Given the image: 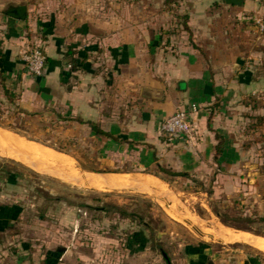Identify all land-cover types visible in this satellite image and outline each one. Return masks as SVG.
Segmentation results:
<instances>
[{"label": "crops", "instance_id": "0c3cea01", "mask_svg": "<svg viewBox=\"0 0 264 264\" xmlns=\"http://www.w3.org/2000/svg\"><path fill=\"white\" fill-rule=\"evenodd\" d=\"M8 3L26 5L24 20L0 13V80L17 93L18 106L51 108L82 130V144L102 138L135 153L129 160L139 170L90 171L81 183L115 187L124 179L145 187L156 177L181 183L192 177L198 196L239 201L248 217L264 216V37L252 20L264 14V0H243L241 6L223 0H0V9ZM36 42L45 55L41 77L28 75L20 60ZM190 104L196 108L190 113L192 143L166 141L159 123ZM0 144L7 147L2 139ZM9 176L0 175V242L18 245L25 232L40 228L24 218L23 188ZM209 236L220 241L179 244L173 252L160 251L156 264H264L237 247L264 251L257 239L263 237L224 226ZM30 246L37 250L34 242ZM127 254L123 264H153L149 249Z\"/></svg>", "mask_w": 264, "mask_h": 264}, {"label": "rangeland", "instance_id": "374dc122", "mask_svg": "<svg viewBox=\"0 0 264 264\" xmlns=\"http://www.w3.org/2000/svg\"><path fill=\"white\" fill-rule=\"evenodd\" d=\"M3 79L0 80V133L8 134L10 140L21 141L31 150L20 152L0 144V149L7 148L25 160L21 163L0 155V175L18 179L25 200L24 218L30 224L37 222L40 229L25 232L18 245L15 241L0 242V264H46L47 261L123 264V259L129 256L128 248L138 246L151 250L150 259L156 264L160 251L173 252L179 244L187 242H210L209 237H201L196 230L212 235L223 226L264 238V222L245 215L239 201L231 204L223 199H208L206 194L198 196L192 177L186 183L156 177L145 187L124 179L115 187L81 183V175L90 171L139 170L129 160L135 153L127 147L106 144L102 138H86L88 145L82 144V130L60 120L51 108L21 109L17 93L9 85L5 87ZM40 149L56 154L55 158H44L36 152ZM144 169L154 172L151 168ZM140 184L145 185L146 181ZM202 190L208 191L206 186ZM133 230L139 233L137 242L127 246L129 232ZM32 237L36 240L29 239ZM213 238L218 239L210 237ZM33 242L36 251L30 246ZM21 244H26L28 250L22 252ZM237 247L264 259V251L255 246Z\"/></svg>", "mask_w": 264, "mask_h": 264}, {"label": "built area", "instance_id": "2783aa9c", "mask_svg": "<svg viewBox=\"0 0 264 264\" xmlns=\"http://www.w3.org/2000/svg\"><path fill=\"white\" fill-rule=\"evenodd\" d=\"M256 32L264 37V14L252 17ZM24 71L32 77H41L45 67V55L39 43L28 45L20 54ZM196 108L190 104L187 108H177L159 123L160 135L166 141L175 139L184 140L186 143L193 141V128L190 113ZM94 264V263H93Z\"/></svg>", "mask_w": 264, "mask_h": 264}, {"label": "trees", "instance_id": "16d2710c", "mask_svg": "<svg viewBox=\"0 0 264 264\" xmlns=\"http://www.w3.org/2000/svg\"><path fill=\"white\" fill-rule=\"evenodd\" d=\"M182 27H183L184 30H186V31L188 32V39H189V42H190V41H191V40H190V32H189L187 26L185 25V23L182 24ZM69 53H70V52H69ZM69 64H70L71 69L74 68V66H75V64H76V59L73 58V57L70 58V60H69ZM4 90H6V89H4ZM4 93H7V94H8L7 91H4ZM57 116L60 117V120H65V118L62 117V116H59V114H57ZM76 121L79 122V123H87V124H89V125H90V128H91V131H92L93 133L98 134V135L106 136V137H108V138L113 139V140L116 141V138H114L111 134H109V133L106 132V131H103V130L99 129L97 126H95V125L92 124L91 122H89V121H83V120H81L80 118H76ZM217 151H218V148H217ZM159 170L162 171L163 173H166V174L171 175V176H186V175H187V174L184 173V172H170V171H169L168 169H166V168H159ZM246 219L249 220V221H253V219L248 218V217H247ZM258 220L264 222V216L261 217V218H258ZM132 235H133V236L131 237V239L127 241V246H130L131 244H134L135 242H137V240H136V236L139 235V233L135 232V233L132 234ZM139 247H140V246H138L137 248H130V247H129L128 250H129V251H132V250H138V249H141V248H139ZM49 256H53V255H52V254H49ZM50 258H51V257H50ZM51 259H52V258H51ZM52 260H53V259H52ZM46 264H52V263H49V262L47 261Z\"/></svg>", "mask_w": 264, "mask_h": 264}, {"label": "bare ground", "instance_id": "6f19581e", "mask_svg": "<svg viewBox=\"0 0 264 264\" xmlns=\"http://www.w3.org/2000/svg\"><path fill=\"white\" fill-rule=\"evenodd\" d=\"M0 139H2L6 144H7V146L10 148H14V149H17L18 151H20V152H30V150L31 149H29L24 143H22L21 141H19V140H10V138H9V136H8V134H6V133H0ZM36 151V150H35ZM36 152H38L39 153V155H42V156H44V158L45 157H54L55 158V155H53V154H50V153H48V151L46 150H43V149H40L39 151L37 150ZM32 154V153H31ZM0 155L1 156H5V157H9V158H12V159H16V160H18V161H22V162H25V160L24 159H22L21 157H18V156H16L15 154H13V153H10V152H6V151H4V150H2V149H0ZM51 159V158H50ZM59 158H57L56 160H58ZM60 160V159H59ZM112 180H113V178H111ZM114 181V180H113ZM160 188V187H159ZM161 190V189H160ZM172 210V209H171ZM182 219V218H181ZM186 221V220H185ZM201 237H209L210 238V236L207 234V233H200L199 234ZM257 239H258V241H260V242H262L263 244H264V239L263 238H260V237H257Z\"/></svg>", "mask_w": 264, "mask_h": 264}, {"label": "water", "instance_id": "95a60500", "mask_svg": "<svg viewBox=\"0 0 264 264\" xmlns=\"http://www.w3.org/2000/svg\"><path fill=\"white\" fill-rule=\"evenodd\" d=\"M223 2L228 5L241 6L243 0H223ZM0 13L13 20H24L26 18V5L25 3H8L0 9ZM208 239L210 242L220 241V239Z\"/></svg>", "mask_w": 264, "mask_h": 264}]
</instances>
